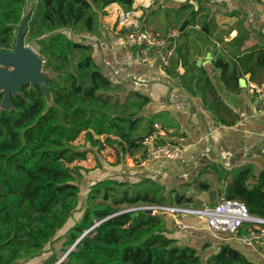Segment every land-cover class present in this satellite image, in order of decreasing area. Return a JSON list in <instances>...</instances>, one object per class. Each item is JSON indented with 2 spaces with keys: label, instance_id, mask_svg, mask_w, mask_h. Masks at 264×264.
<instances>
[{
  "label": "trees",
  "instance_id": "trees-1",
  "mask_svg": "<svg viewBox=\"0 0 264 264\" xmlns=\"http://www.w3.org/2000/svg\"><path fill=\"white\" fill-rule=\"evenodd\" d=\"M30 1L26 42L35 43L43 57L51 100L39 85H26L11 96L12 106L4 108L0 93V264H27L49 244L50 254L34 264H56L68 251L59 264H256L227 237L204 258L197 245L180 243L171 235L173 214L136 207L189 206L191 185L209 190L206 174L213 173L221 197L240 199L250 214L264 217V168L257 171L251 162H212L178 187L150 175L134 180L117 168L144 149L143 139L155 122H161L168 134L175 125L166 110L147 115L151 95L133 82L114 80L87 41L86 35L99 34L110 4L130 9L135 0H0V50L14 49L17 27ZM196 1L198 6L184 0L166 8L169 13L172 8L189 13L183 19V12L179 15L175 55L168 67L160 68L178 77L192 94L200 93L217 121L231 125L236 118L219 96L211 73L197 64V40L205 35L187 32L198 23L206 33L213 30V18L208 20L211 8ZM235 26L239 32L231 40L217 35L221 46L213 51L211 64L221 69L226 88L239 92L242 77L264 82V45L248 44L251 32L243 18ZM130 49L135 59V48ZM81 135L83 141L76 142ZM107 147L115 153L112 167L117 173L93 180L81 199V181L88 170L78 161ZM210 244L205 242L201 249Z\"/></svg>",
  "mask_w": 264,
  "mask_h": 264
},
{
  "label": "crops",
  "instance_id": "crops-1",
  "mask_svg": "<svg viewBox=\"0 0 264 264\" xmlns=\"http://www.w3.org/2000/svg\"><path fill=\"white\" fill-rule=\"evenodd\" d=\"M167 1L135 0L130 9L118 3H112L106 8L107 14L101 18L99 34L86 35L87 41L94 45V55L114 80L133 82L138 88L151 95L153 101L146 111L147 115L162 110L171 114L175 125L169 128L172 133L169 132V134L172 139L180 141L184 147L182 155L177 159H167L166 162L156 159L141 166L137 164L135 158L139 160L143 156V149L136 153L135 157L127 156V163L118 165L117 168L131 173V178L134 180L150 175L169 186H173L176 181L181 183L195 179L201 169L212 162H220L228 166L251 162L255 164L257 171L261 170L264 168V116L260 111L257 98L251 93V81L248 76L242 77L246 81L241 82V90L230 91L220 80L221 69L213 67L211 61L215 57L213 51L221 46L217 35L224 36L226 41L234 38L239 32L238 27L235 26L239 18L245 20L246 27L251 32L248 44L264 45L262 2L260 0H207L208 5L206 4L205 7L210 9V5L215 6L208 17V20L213 18L212 32L202 31L199 23L187 29L189 33H197V30L199 34L205 35L204 39L197 40L200 53L197 54V61L200 60L202 62L200 65L206 66L211 73L219 96L231 109L232 117L236 118L231 125H225L217 121L215 115L205 107L200 93L192 94L181 85L178 77L166 75L160 68L159 59L156 58L149 63H139L124 42L126 32L137 26H143V23L150 22L152 27H163L162 22L157 21V17H163L159 14L161 10L178 7L181 4L180 0L169 1V3ZM160 6L161 9H159ZM153 9L159 11L155 14H147ZM203 13L206 14L207 11L204 10ZM168 22L170 24L169 20ZM166 32L167 29L162 31L167 34ZM179 34L180 32L176 34V38ZM192 38L191 36L189 40ZM208 53H211L210 57H207ZM207 174L209 175L206 178L209 176L216 178L213 173ZM214 194L212 192L211 195L214 197ZM172 218L174 226L180 229V233L195 234L192 242L185 241L184 244H195L199 247L207 242L204 234H196L193 226L198 225L192 221L189 222L184 215L180 219L174 215ZM173 232L171 235L175 237ZM255 249L258 248L249 246L247 250L256 251ZM247 250L245 249V252L248 254Z\"/></svg>",
  "mask_w": 264,
  "mask_h": 264
},
{
  "label": "built area",
  "instance_id": "built-area-1",
  "mask_svg": "<svg viewBox=\"0 0 264 264\" xmlns=\"http://www.w3.org/2000/svg\"><path fill=\"white\" fill-rule=\"evenodd\" d=\"M260 1L264 6V0ZM176 34V32L165 34L151 27L137 26L126 32L124 42L127 47L135 48L136 61L149 63L157 58L164 67H168L177 47ZM250 90L257 98L264 116V82H251ZM143 144L144 154L138 161L136 160L141 166L156 159H177L184 151L181 144L167 138L166 130L160 122L154 123V129L145 135ZM193 205L150 204L136 208L150 209L153 212L162 210L174 216L185 213L198 215L208 222L211 230L229 235L228 239L245 242L254 248H264V217L250 214L242 200L220 196L213 201ZM241 230L245 233L240 234Z\"/></svg>",
  "mask_w": 264,
  "mask_h": 264
},
{
  "label": "rangeland",
  "instance_id": "rangeland-1",
  "mask_svg": "<svg viewBox=\"0 0 264 264\" xmlns=\"http://www.w3.org/2000/svg\"><path fill=\"white\" fill-rule=\"evenodd\" d=\"M169 1H171V0H168L167 3H169ZM180 1L183 2L184 0H180ZM193 1L195 2L196 6H198V2L196 0H193ZM32 4H33L32 1H30L29 5L27 7V12L30 10ZM201 4L203 6H206V4L208 5V2H207V0H201ZM209 4H211V3H209ZM210 8H211V12H212V11H214L215 6L210 5ZM181 13H182V15H181L180 19L181 18L183 19V18L187 17L186 15H188L189 9L183 10L180 13L175 11V8H172L170 13L168 12V10L163 9L159 13V14H162L163 17H157V21L160 23L162 22V24L164 25L163 27H160V28L156 27V26L152 27V26H150V22L148 24L143 23L142 25L145 27H151L154 30H157L160 32L165 31L167 29L166 33H169V32L178 33L180 24H179V22H177V19ZM168 20L170 21V24H169ZM167 25H168V27H167ZM189 27H192V26H189ZM30 45L33 46L38 51V47L35 43H31ZM45 72L47 74H49L48 71L45 70ZM82 141H83V136L81 135L76 142H82ZM115 159H116V157H115V153H114L113 149L107 147L105 150L101 151L97 155H96L95 151H92L88 155L87 159L78 161V164L82 165L85 169L88 170V171H86L87 175H85V178L81 181L82 187H84L82 195H81V199L83 198V195H84L83 193H85L86 189H88L89 184L93 180H95L101 176L115 175V173H117L116 170H118V169L112 167V163L115 162ZM126 160H127V157L123 160V164L127 163ZM161 161L166 162L167 159H161ZM138 168H140V167H138ZM207 175H209V174H206V176ZM206 179L210 183L209 190H201L195 184H193L190 187V191H188V195L192 196V198H193V202H192V204H194L193 206H198L199 204H201L204 201H213V199L220 197V195L217 194L218 193L217 190L219 188V182L216 180V178L214 179V176L213 177L209 176ZM177 182L178 181H176V183L174 182L173 186L178 187L179 184L183 183V182H181V183H177ZM212 192L215 193L214 197L211 195ZM195 202H196V204H195ZM183 215L189 222L192 221L195 225H198V226H193L196 230V234H198V235L204 234L207 242H211L209 247H207L206 249H201V246L198 247L204 258H206L211 252L216 251V249H217L216 242H218V240L221 237L226 238L229 236L227 234H223V233H220L218 231L211 230L210 226L208 225V222L204 221L202 219V217H200L198 215L187 214V213H185ZM76 216H78V214ZM181 216L182 215H177L176 218L180 219ZM66 228L61 230L59 232V234H62ZM173 230H174V232H173L174 236L182 243H184L185 241L192 242L194 239V236H193V235H195L194 233H192L191 235L189 233L182 234L179 232L180 229H178L176 227H174ZM229 240L231 241L233 239H229ZM236 241L238 242L237 244L241 248L246 249V250L249 248V246L245 242H241L239 240H236ZM55 245L59 246V243L58 244L56 243ZM50 247H51V244L47 245L46 246L47 251L42 253L40 256L30 260L27 264H34V263L40 262L43 258L47 257L50 254ZM255 250L256 251L247 250L248 255L253 256L252 258L256 262V264H264L263 248H259V249H255ZM59 253L61 254L62 252L60 251Z\"/></svg>",
  "mask_w": 264,
  "mask_h": 264
},
{
  "label": "water",
  "instance_id": "water-1",
  "mask_svg": "<svg viewBox=\"0 0 264 264\" xmlns=\"http://www.w3.org/2000/svg\"><path fill=\"white\" fill-rule=\"evenodd\" d=\"M29 14L30 10L24 14L17 27L14 49L10 51L0 50V93L3 95L1 105L4 108L12 106L11 96L18 95L19 89L26 85L31 87L39 85L48 100H51V92L46 82L49 74L45 72L43 57L33 46L26 42ZM210 56L211 53H208L207 57ZM201 63L200 60L197 61V64L200 65ZM245 81V78H240V82ZM125 211H129V209L116 214ZM150 211L154 213L152 210ZM68 252L56 264H59Z\"/></svg>",
  "mask_w": 264,
  "mask_h": 264
}]
</instances>
